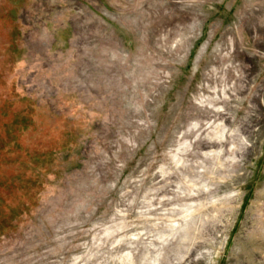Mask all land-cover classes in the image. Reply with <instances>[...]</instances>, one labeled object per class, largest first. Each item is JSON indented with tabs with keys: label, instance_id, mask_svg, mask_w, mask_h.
I'll use <instances>...</instances> for the list:
<instances>
[{
	"label": "rangeland",
	"instance_id": "374dc122",
	"mask_svg": "<svg viewBox=\"0 0 264 264\" xmlns=\"http://www.w3.org/2000/svg\"><path fill=\"white\" fill-rule=\"evenodd\" d=\"M0 264H264V0H0Z\"/></svg>",
	"mask_w": 264,
	"mask_h": 264
}]
</instances>
